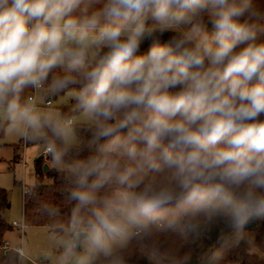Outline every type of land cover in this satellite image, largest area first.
<instances>
[{
    "label": "clouds",
    "instance_id": "1",
    "mask_svg": "<svg viewBox=\"0 0 264 264\" xmlns=\"http://www.w3.org/2000/svg\"><path fill=\"white\" fill-rule=\"evenodd\" d=\"M0 130L42 144L62 175L52 264H130L133 249L192 264L214 232L239 242L264 220V4L0 0Z\"/></svg>",
    "mask_w": 264,
    "mask_h": 264
},
{
    "label": "trees",
    "instance_id": "2",
    "mask_svg": "<svg viewBox=\"0 0 264 264\" xmlns=\"http://www.w3.org/2000/svg\"><path fill=\"white\" fill-rule=\"evenodd\" d=\"M264 4V0H260ZM211 30V25H208ZM168 38V34L161 40L164 43ZM150 45L145 43L142 45L141 52L148 50ZM61 113L65 116L71 117L74 115L72 102L61 107ZM76 133L81 139H86L88 132L86 127L81 124L75 126ZM5 130H0V137L4 135ZM48 158H51L47 154ZM44 156L35 160L37 183L31 188V191L25 195L24 199V221L26 225H41L47 226L51 231L57 232L58 223L50 217L46 209L54 208L59 211V217L66 219L69 213L70 205L63 198V178L55 168H51L47 175L42 170V162ZM50 179L45 182V177ZM9 207L8 192L6 189L0 188V243L4 241L5 233L13 228L9 224L4 213ZM232 237V242L224 246L218 239V232H214L211 238L206 239L200 245L194 246L192 252V264H203L201 260V250L209 252L219 251L222 256L221 264H264V260L258 257L254 250L264 252V220L249 222L240 233L239 242H235L236 234L229 233ZM253 244H249V240ZM169 252L173 254H183L190 250L189 246L178 241H171L169 243ZM0 264H20V257L16 251H10L5 256L0 258ZM130 264H148V261L141 254L139 249H133L131 253Z\"/></svg>",
    "mask_w": 264,
    "mask_h": 264
},
{
    "label": "rangeland",
    "instance_id": "3",
    "mask_svg": "<svg viewBox=\"0 0 264 264\" xmlns=\"http://www.w3.org/2000/svg\"><path fill=\"white\" fill-rule=\"evenodd\" d=\"M69 101L60 102L59 99L51 101L54 110L61 112V107ZM76 114L71 115L74 117ZM81 125L76 124L74 125ZM21 155L20 159H14L15 155ZM41 156L49 160L54 168L51 158L47 157L45 148L40 143H28L19 136L4 132L0 137V188L6 189L9 198V207L4 217L9 224L17 221L24 224L23 229L12 228L4 235V241L11 246H22L26 256L20 257V264H33L32 261H47L52 264L50 257L59 255V245L52 238L55 233L47 226L26 225L24 221V199L23 186L30 189L37 183L35 160ZM47 175V172L44 173ZM45 182L50 179L46 176ZM258 257L264 260V252L254 250Z\"/></svg>",
    "mask_w": 264,
    "mask_h": 264
},
{
    "label": "built area",
    "instance_id": "4",
    "mask_svg": "<svg viewBox=\"0 0 264 264\" xmlns=\"http://www.w3.org/2000/svg\"><path fill=\"white\" fill-rule=\"evenodd\" d=\"M48 103L51 104V101H49ZM45 152H46V150H45ZM30 191H31V189L28 186H26V185L23 186V194H24V196L26 194H28ZM12 225H14L16 227H21L22 229L24 227L23 223H20V222H17V221H14ZM10 251H16L18 253L19 257L26 256L22 246L13 247L6 241H3L2 243H0V258L5 256ZM32 263L33 264H49L47 261H41V262L32 261Z\"/></svg>",
    "mask_w": 264,
    "mask_h": 264
},
{
    "label": "crops",
    "instance_id": "5",
    "mask_svg": "<svg viewBox=\"0 0 264 264\" xmlns=\"http://www.w3.org/2000/svg\"><path fill=\"white\" fill-rule=\"evenodd\" d=\"M69 102H70V101H69ZM46 154H47V153H46ZM20 157H21V155L16 154L15 157H14V159L19 160ZM46 163L49 165V169H48V171H49L52 167H51V163H50L49 160H47V159H44V161L42 162V170H43V166H44ZM48 171H47V172H48ZM43 172H44V171H43ZM44 173H46V172H44ZM14 221H15V220H14ZM14 221H13V222H14ZM12 224H13V223H12ZM13 228H19V227H16V226L13 225Z\"/></svg>",
    "mask_w": 264,
    "mask_h": 264
},
{
    "label": "water",
    "instance_id": "6",
    "mask_svg": "<svg viewBox=\"0 0 264 264\" xmlns=\"http://www.w3.org/2000/svg\"><path fill=\"white\" fill-rule=\"evenodd\" d=\"M49 169V165L46 163L44 166H43V171L44 172H47Z\"/></svg>",
    "mask_w": 264,
    "mask_h": 264
}]
</instances>
